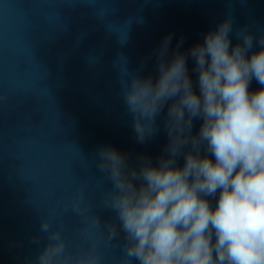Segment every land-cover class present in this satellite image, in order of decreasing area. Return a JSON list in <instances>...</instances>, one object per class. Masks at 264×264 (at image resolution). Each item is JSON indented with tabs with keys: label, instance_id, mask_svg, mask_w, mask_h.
<instances>
[{
	"label": "clouds",
	"instance_id": "obj_1",
	"mask_svg": "<svg viewBox=\"0 0 264 264\" xmlns=\"http://www.w3.org/2000/svg\"><path fill=\"white\" fill-rule=\"evenodd\" d=\"M117 68L136 142L164 136L155 156L95 150L112 213L105 239L120 237L119 264H264V28L234 30L229 13L186 48L165 34L149 73L129 71L123 57ZM83 199H73L76 213ZM54 216L40 219L26 264H105L93 211L88 244L75 252Z\"/></svg>",
	"mask_w": 264,
	"mask_h": 264
},
{
	"label": "water",
	"instance_id": "obj_2",
	"mask_svg": "<svg viewBox=\"0 0 264 264\" xmlns=\"http://www.w3.org/2000/svg\"><path fill=\"white\" fill-rule=\"evenodd\" d=\"M229 13L234 30L264 28V0H0V264L34 257L40 219L53 212L68 250L86 247L90 211L105 264H119L120 237L105 239L112 213L95 150L155 156L164 136L136 142L117 62L149 73L165 34L173 45L183 36L186 48Z\"/></svg>",
	"mask_w": 264,
	"mask_h": 264
}]
</instances>
